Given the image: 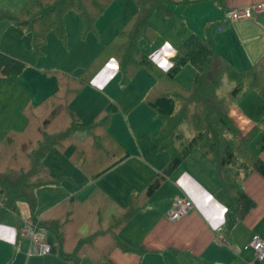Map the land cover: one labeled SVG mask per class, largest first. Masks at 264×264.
I'll use <instances>...</instances> for the list:
<instances>
[{
  "label": "trees",
  "instance_id": "1",
  "mask_svg": "<svg viewBox=\"0 0 264 264\" xmlns=\"http://www.w3.org/2000/svg\"><path fill=\"white\" fill-rule=\"evenodd\" d=\"M112 1L27 0L16 12L0 11V19L27 30L31 34V47L38 55L48 31L53 30L66 40L63 16L67 11L79 13L82 34H86L95 32L96 19ZM132 1L135 12L98 54L89 63L80 65L79 73L53 71L57 76L56 89L39 103L28 101L22 109L26 119L24 126L21 129L10 127L0 137V193L4 197L0 204V225L8 211L19 215V204H26L30 210L27 219H39L40 226L54 236L60 257L70 264H81L84 256L95 264H111L109 254L114 248L135 252L118 232L143 207L137 205V196L141 193L151 196L194 149H200L217 164L215 196L228 208L229 225L244 217L253 205L238 179L239 160L249 163L250 168L264 177V160L259 156L264 150V114L260 119L257 152L249 146L257 125L241 133L229 117L232 101L248 90L258 91L264 99V53L249 67L237 69L217 52L209 33L203 38L189 34L181 39L170 67L162 72L156 60L139 45L140 42L151 43L157 36L149 23L151 15L156 12L172 16L174 4L187 6L205 0ZM211 1L223 8L224 0ZM109 60L116 61L123 85L141 68L149 70L157 81L144 100L161 122L152 139L153 147L156 151H167L168 160L139 193L132 194L128 203L119 206L110 217L107 212L113 202L97 185L83 187L87 191L84 196L80 197L79 191L73 193L41 217H35L36 190L61 184L60 179L50 175L45 162L52 147H59L90 181L128 156L122 144L108 131L109 111L104 108L91 124L84 126L69 105ZM186 64L195 71L187 89L173 81ZM25 68V62L0 50V76L18 75ZM224 75L233 83L226 96L219 93ZM162 76L175 85L174 93L161 90ZM187 117L191 120L185 119ZM179 125L192 127L194 135L185 139L177 130ZM82 133L84 137L80 136Z\"/></svg>",
  "mask_w": 264,
  "mask_h": 264
},
{
  "label": "crops",
  "instance_id": "2",
  "mask_svg": "<svg viewBox=\"0 0 264 264\" xmlns=\"http://www.w3.org/2000/svg\"><path fill=\"white\" fill-rule=\"evenodd\" d=\"M26 1L27 0H0V11L16 12ZM258 1L264 0H224L223 9L220 8L222 16L218 21L222 22L224 20L225 8H239ZM135 8L136 6L134 9ZM129 17L124 20V23ZM244 20L246 21L245 23L247 24L248 31L253 33L251 36L241 35L242 32L246 31H242L237 23L226 32V35L232 40V42L242 46H247L249 44L248 51H242L240 53L239 57H246L242 63L239 64L236 62V60L239 59V57L235 58L236 54L231 55L229 58L223 55L221 51L223 48L219 41L214 40L217 52L222 57L224 56V59L226 57L228 60H225L237 69H240L237 66H245L248 63H250V66L264 53V12L257 14L254 20ZM149 23L154 29L155 27L152 25L151 17ZM215 27L216 28L213 29L215 33L225 32L224 24ZM210 29L206 30V35L209 33L214 37L211 34ZM23 31L27 34L24 35V33H22ZM16 34L20 35L19 38L24 36L22 37L23 41H30L31 44V34L27 32V30L16 26L9 20L0 19V50L24 62V60L16 53L15 47L7 44V46H3V44H5L4 39L9 41L12 40V42L15 43L18 42V38L15 37ZM189 34H195L200 37V35L191 31L184 36L180 35V41ZM139 45L147 55L152 56L155 60L160 51L165 54L162 56V59L166 60L165 57L169 54L170 56L167 57L169 60L168 62L171 61V58L177 49L169 47L166 43L156 46L154 44L140 42ZM248 52L249 54L247 56L243 55ZM109 63L112 65L117 64L114 60H109ZM85 64L86 63L79 64L76 68L70 70L76 71L80 65ZM111 67L113 68V66L107 64L105 68L100 70L90 84L100 85L106 81L107 78H110L113 73L119 71L118 65H116L113 68V72L109 73ZM241 69H244V67H241ZM70 70L61 68L53 71ZM139 71L140 70H138L135 75H137ZM76 73H79V70ZM18 77L19 74L0 76V137L10 127L21 129L25 124L26 119L22 114V109L28 101L25 103L19 102L18 107H22L20 111L17 110L16 107V110L14 109L2 113L14 84L18 82ZM163 77L164 76H162V79L165 83L171 84V82ZM164 81H162V83ZM156 82L157 81L155 80V83L151 84V86L141 94L144 96L143 100ZM130 83L131 80L128 84ZM128 84H122L123 88ZM230 89L231 86L229 90ZM22 99V97L19 98V100ZM30 99L31 98L28 100ZM144 102L146 103L145 100ZM153 114L154 120L157 123V129L155 131L157 133L160 129L161 122L155 112ZM1 116L3 118L2 123ZM229 117L235 125L239 127L238 129H240L241 133L246 132L252 125H254V123H252V121H250L245 114L235 106H231ZM155 134L151 135L152 144V139ZM80 136L84 137L85 134H80ZM145 142L150 141L149 139H145ZM124 151L126 152L125 148ZM142 151L143 145L138 143L136 149H133L132 151L133 154L129 156H135L136 154L141 155ZM254 151L257 152L258 149ZM157 155L160 156L158 161H156ZM129 156L121 160L118 164L100 175L94 181H90L89 179L88 182L81 185L77 190L56 201L51 207L73 193L78 191L85 192L86 190L83 188L85 186L97 185L112 200L113 203L111 204V208L113 207L112 210L116 212V209H118L119 206H124L128 203L132 194L139 193L145 184L158 171L162 170L168 160L169 153L165 150L156 151L154 147L153 150L147 149L146 155L143 156L147 163H142L140 161H138V163L136 161L128 163L127 159L130 158ZM259 156L264 160V150L259 152ZM236 167L238 168L236 169L239 173L238 179L240 180L241 188L253 201L252 207L244 217L229 225V222H227L228 208L215 196V190L218 186L217 164L200 149H194L182 161V163L164 179L160 187L151 196L146 197L142 193L137 196V205L143 207L140 208V210L135 213L118 232L121 239L135 249V252H128L119 248H114L109 254L110 263L264 264V259L256 261L253 252L246 248V245L254 235H257L262 241H264V177L250 168L249 163H237ZM58 186H46V188ZM176 196L187 197L192 201L194 208L179 220L170 221L168 219V214L172 205V200ZM48 209H46L40 217ZM109 211L110 210H108L107 214ZM21 224L17 227H11L9 224L5 225L2 221V224L0 225V264H70L68 261L60 257L57 250L56 252H53L50 249V252L46 255L38 254L30 244L29 240L27 238L25 239V237L20 234L19 229ZM218 228H220V230H217ZM218 236L222 237L223 241L219 242Z\"/></svg>",
  "mask_w": 264,
  "mask_h": 264
},
{
  "label": "rangeland",
  "instance_id": "3",
  "mask_svg": "<svg viewBox=\"0 0 264 264\" xmlns=\"http://www.w3.org/2000/svg\"><path fill=\"white\" fill-rule=\"evenodd\" d=\"M261 3H264V1L254 2L239 8H225V17L222 22L218 21L222 16L221 9L211 0L200 1L187 6L174 4L172 6V16H161L156 12L152 14L151 22L157 31V36L150 44L158 46L166 43L169 47L176 49L179 45L180 35L184 36L193 31L200 35V37H204L206 30L211 28L210 32L214 36V40L219 41L223 48L221 49L222 54L228 58L236 54L235 58H238L242 51H248L249 44L242 46L232 42L226 35V32L237 23L242 31H246L242 32L241 35L251 36L253 33L248 31L244 19L254 20L257 14L247 18L228 17V14L234 10L252 9L254 5ZM134 7L132 0H113L96 19L94 25L95 32H88L86 34H82L79 13L69 10L63 16L66 40L63 41L53 30L48 31L43 49H41L38 55L35 54L30 41H23L22 37L24 36L19 38L20 35L16 34L15 37L19 40L16 43L12 42V40L4 39L5 44L3 46L9 45L15 47L16 53L27 63V66L19 74L18 82L14 84L2 113L16 110V107L20 111L22 107H18L19 102H41L57 87V76L51 71L61 68L70 70L76 68L79 64L89 63L102 46L112 38L115 32L122 28L124 20L135 12L136 8L134 9ZM220 24L225 25V32L215 33L213 29ZM22 33L24 35L27 34L25 31ZM248 54L249 52L243 55L247 56ZM164 55V52L160 51L156 58V63L162 69V72H165L171 64L167 58L170 55H166V60L162 59ZM245 58L239 57L236 62L240 64ZM225 59L228 60L226 57ZM107 64L113 66V68L117 65H112L109 62ZM249 64L245 66L247 67ZM245 66L237 67L241 69V67L245 68ZM113 68L109 69V73L113 72ZM78 70L79 68L76 69V72ZM194 76V68L190 64H186L177 73L173 81L187 89L190 87ZM161 80L164 81L163 79ZM153 83H155L153 75L149 70L141 68L138 74L131 79V83L123 88L121 72L117 71L100 85L87 84L69 105L79 115L80 122L84 126L91 124L95 117L105 108L110 113L107 124L108 131L116 137L118 142L120 141L123 144L128 156L133 154L132 151L136 149L138 143L143 145L142 154L129 156L130 158L127 159V162L136 161L138 163L140 161L147 163L143 156L146 155L147 149L153 150L151 135L156 133L157 123L154 120L152 108L144 102V96L141 94ZM232 84L227 75H224L219 93L226 96ZM160 88L169 93L175 92V85L173 83L168 84L164 81ZM21 97L23 99L19 100ZM29 98L32 100H28ZM231 104L243 112L252 123L257 125L256 132L249 140L250 148L257 150L260 128L262 127L260 119L264 112V99L258 91L248 90L240 98L233 100ZM2 119L1 116V123L3 122ZM185 119L191 120L189 117ZM177 130L185 139L191 138L195 133L193 128L187 125H179ZM145 139H149L150 142H145ZM174 144L176 146L179 145L176 142ZM159 157V155L156 156V161L159 160ZM45 161L49 166L50 175L56 179H60L61 185L37 189L35 217H40L56 201L74 192L89 180L88 175L72 164L59 147H52L46 154ZM239 162H243V160L240 159ZM86 192L80 191L79 196H84ZM3 201L4 197L0 193V204ZM112 208L109 209L108 217L111 216V213H114ZM29 216L30 210L28 206L22 203L20 204L19 215L8 211L4 216L3 223L5 225L9 224L11 227H17ZM48 243L50 249L56 252L55 238L50 232L48 233ZM81 264L95 263L90 258L84 256L81 259Z\"/></svg>",
  "mask_w": 264,
  "mask_h": 264
},
{
  "label": "built area",
  "instance_id": "4",
  "mask_svg": "<svg viewBox=\"0 0 264 264\" xmlns=\"http://www.w3.org/2000/svg\"><path fill=\"white\" fill-rule=\"evenodd\" d=\"M263 12L264 3H261L254 5L252 9L246 8L242 10H234L228 14V17L247 18ZM193 208L194 205L190 199L183 196H176L172 201L168 219L170 221H177L187 215ZM217 230H220V228ZM19 232L29 240L30 244L34 247L38 254L44 255L50 252L47 233L48 231L40 226L39 219H24ZM218 241H223L222 237L218 236ZM246 248L253 252L256 261H261L264 259V241H262L257 235H254L251 238L249 243L246 245Z\"/></svg>",
  "mask_w": 264,
  "mask_h": 264
}]
</instances>
